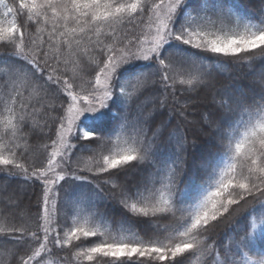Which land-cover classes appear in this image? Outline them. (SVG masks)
Masks as SVG:
<instances>
[{
	"label": "snow or ice",
	"instance_id": "obj_1",
	"mask_svg": "<svg viewBox=\"0 0 264 264\" xmlns=\"http://www.w3.org/2000/svg\"><path fill=\"white\" fill-rule=\"evenodd\" d=\"M0 7V46L10 49L0 52V166L40 190L25 222L0 210V240L24 252L16 264H53L45 259L53 247L79 264H264L250 219L264 216V110L236 138L228 103L264 100V79L213 91L223 65L242 71L259 57L245 80L257 68L264 77V17L252 22L227 0H0ZM197 88L213 99L207 115L189 110L190 97L178 99L181 89ZM169 106L181 109L184 127L212 130L208 143L220 151L193 154L180 124L155 126ZM26 127L39 130L38 143H29ZM101 185L124 210L115 233L97 208L109 199ZM249 198L259 208L239 218L231 245L221 242V260L211 231ZM136 224L153 235L124 234ZM260 227L264 237V219Z\"/></svg>",
	"mask_w": 264,
	"mask_h": 264
},
{
	"label": "trees",
	"instance_id": "obj_2",
	"mask_svg": "<svg viewBox=\"0 0 264 264\" xmlns=\"http://www.w3.org/2000/svg\"><path fill=\"white\" fill-rule=\"evenodd\" d=\"M6 2L11 5L14 4L16 0H6ZM227 4L237 15L251 19L252 22H257V18L264 17V0H227ZM3 11L4 9L0 7V13H2ZM25 19L26 14L25 16H21L18 19V22L23 23ZM28 31L35 33L36 27L29 23ZM43 39L45 41L48 40L46 34H43ZM9 50L10 49L0 46V52H7ZM260 63L261 60L258 57L254 62L252 68L244 67L242 71L231 69L227 65L221 66V71L223 72V74H221L220 71L214 70L213 91L219 89H230L232 88V85L236 84L237 82L253 83L264 79V77H261L259 75V70L257 68V74L248 76L245 80L246 73L252 71ZM198 92L199 95H197ZM149 96L150 93L145 92L144 96L140 97V100L145 101ZM183 97H190V100L188 101L190 111L203 112L205 115H207L208 113V109L206 106L213 102L212 97L207 94V91H200L198 88L190 92H183V89H181V95L178 96V99H180V102L182 104L185 103ZM216 99L228 100V97H221L217 95ZM228 103L233 109V111L229 112V117L232 122L229 131L232 132L236 138H239L247 130V128L250 127L252 123H258L260 121L261 111L264 110V100H261L259 95L255 96L254 99H245L243 102V106H239L233 103V101L231 100H228ZM192 104L198 105V108L192 109ZM148 107L150 110L152 106L149 105ZM179 111H181V109L178 106H176L175 108L173 106H169L166 111L162 113H156L155 126H161L162 124H166L170 121L171 125L167 129V131H172L173 129H175L177 124H180L182 127H184L183 121L178 115ZM187 118L190 121H195L198 119L197 116L192 115H189ZM4 119H6V114L3 113L2 110H0V129L3 128ZM37 119L40 118L37 117ZM217 124H219V121H217V123L213 125V128H215ZM184 131L187 136V147L189 149V152L198 155L202 153L206 148H211L216 152L220 151V148L218 146L210 145L208 143V141L212 137V130L204 128L200 132H193L191 130V126H188L184 127ZM24 132L29 135L30 144L39 142L38 139H35V137H38L40 135L38 129L32 131L29 127H26L24 128ZM166 135L167 133L165 132V136ZM20 143H23V141H20ZM226 143L227 142H225V144ZM85 155H88V153H85ZM189 159H191V156L189 157ZM101 187L104 188V195L109 199L107 201H100L97 204V208L98 211L106 213L108 226L110 230L115 233L117 227H119L118 222H120L123 218L124 210L115 202V200L111 199V195L108 189L104 187V185H101ZM177 187L183 188L184 185H177ZM39 192L40 190L38 186L30 182L23 175H9L7 174V172L2 170V166H0V210L11 212L13 215H15L17 217V223L25 222L26 219H28L32 214L36 212V204ZM9 199L14 206L6 209L5 201ZM241 205L242 207L238 208L233 216L227 217L220 223L216 224L211 231L209 244L215 247L217 253H220L219 259L221 260L223 259V254L221 253L220 249L221 242H223L225 247L231 245L233 237L235 235L232 229L233 226L238 222L239 218L251 211L253 208H259L257 202L252 200L251 198H249V202L247 204H244V202L242 201ZM250 219H255L256 224L260 226V221L261 219H264V216L254 215V217ZM159 222L168 223L167 220L163 219H161ZM124 227L125 235L129 234V228L132 233H135L139 238L144 240L149 239V236L153 235V233L146 234L144 226L141 224H136L133 226L125 225ZM261 231L262 229L260 227L259 230L255 229V232L253 233V243L257 248H259L260 245L264 244V237L261 236ZM88 246L90 245H84V247ZM72 251L74 252L75 249H73ZM17 253L19 255L24 254L23 250L18 249L10 240H0V264H16L18 259ZM248 254L252 259L258 258V255L255 252H249ZM45 259L53 262V264L57 259H60V264H64V261L67 259H71V264H79V262L75 260L74 256L70 257V254L67 250L60 251L54 247L52 249V253L46 255ZM205 259H207V257Z\"/></svg>",
	"mask_w": 264,
	"mask_h": 264
},
{
	"label": "rangeland",
	"instance_id": "obj_3",
	"mask_svg": "<svg viewBox=\"0 0 264 264\" xmlns=\"http://www.w3.org/2000/svg\"><path fill=\"white\" fill-rule=\"evenodd\" d=\"M5 26H7V25L5 24ZM259 228H260V226L257 224V228H256V229H258V230H259Z\"/></svg>",
	"mask_w": 264,
	"mask_h": 264
}]
</instances>
